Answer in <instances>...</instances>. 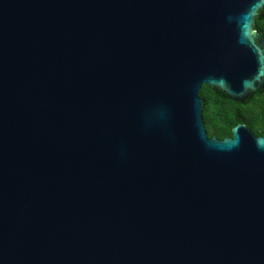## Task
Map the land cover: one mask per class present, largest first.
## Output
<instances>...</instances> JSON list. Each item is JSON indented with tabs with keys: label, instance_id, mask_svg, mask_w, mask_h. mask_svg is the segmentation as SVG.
Segmentation results:
<instances>
[{
	"label": "water",
	"instance_id": "1",
	"mask_svg": "<svg viewBox=\"0 0 264 264\" xmlns=\"http://www.w3.org/2000/svg\"><path fill=\"white\" fill-rule=\"evenodd\" d=\"M263 6L0 0V264H264Z\"/></svg>",
	"mask_w": 264,
	"mask_h": 264
},
{
	"label": "trees",
	"instance_id": "2",
	"mask_svg": "<svg viewBox=\"0 0 264 264\" xmlns=\"http://www.w3.org/2000/svg\"><path fill=\"white\" fill-rule=\"evenodd\" d=\"M254 29L264 36V6L255 16ZM203 99L202 118L208 136L219 139L231 136V130L239 123L245 124L255 135L264 134V88L252 91L244 102H236L221 90L203 85L198 91Z\"/></svg>",
	"mask_w": 264,
	"mask_h": 264
}]
</instances>
